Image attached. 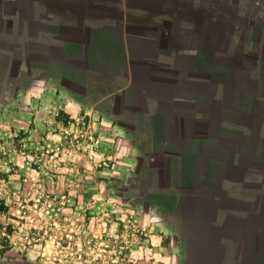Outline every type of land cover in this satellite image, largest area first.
Returning a JSON list of instances; mask_svg holds the SVG:
<instances>
[{
	"label": "crops",
	"instance_id": "1",
	"mask_svg": "<svg viewBox=\"0 0 264 264\" xmlns=\"http://www.w3.org/2000/svg\"><path fill=\"white\" fill-rule=\"evenodd\" d=\"M238 11L223 0H0L3 68L30 69L127 125L166 264H264V27Z\"/></svg>",
	"mask_w": 264,
	"mask_h": 264
},
{
	"label": "rangeland",
	"instance_id": "2",
	"mask_svg": "<svg viewBox=\"0 0 264 264\" xmlns=\"http://www.w3.org/2000/svg\"><path fill=\"white\" fill-rule=\"evenodd\" d=\"M223 1L239 5L242 24L264 27V0ZM6 62L0 55V264H166L169 238L142 202V156L130 173L127 125Z\"/></svg>",
	"mask_w": 264,
	"mask_h": 264
}]
</instances>
